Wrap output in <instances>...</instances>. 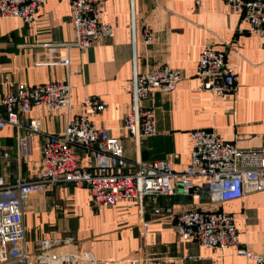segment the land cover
<instances>
[{"label":"crops","instance_id":"obj_1","mask_svg":"<svg viewBox=\"0 0 264 264\" xmlns=\"http://www.w3.org/2000/svg\"><path fill=\"white\" fill-rule=\"evenodd\" d=\"M102 4L101 18L115 26L114 36L98 40L86 51L73 45L70 0H47L32 24L20 18L0 19V97L18 84L70 81L71 118L87 114L95 127L108 129L121 139L130 162L167 161L176 172L190 165L195 130L214 131L241 148L264 145V39L248 32L238 12L223 0H102ZM146 25L155 35L151 45L145 43ZM207 44L226 53L239 77L236 92L222 95L203 89L197 72ZM162 66L181 70L183 79L174 92L155 91L143 101L142 107L155 111L156 134L134 139L123 129L133 107L131 81L136 73ZM88 97L100 98L107 109L98 115L87 113L80 104ZM24 118L27 123L41 122V133L32 135L27 156H18L15 127L0 131L2 151L9 154L0 155V176L10 185L38 176L41 146L48 134L64 132L68 113L38 107ZM76 154L82 167L92 169L82 149ZM180 190L176 188L173 196H149L142 203L122 200L102 208L86 187L30 189L24 198L27 251L37 253L45 239L64 243L72 238L80 253L91 252L99 264H129L139 256L159 258L163 264H255L238 249L264 254V190L227 202ZM187 210L232 215L239 248L213 250L181 238L175 224Z\"/></svg>","mask_w":264,"mask_h":264},{"label":"built area","instance_id":"obj_2","mask_svg":"<svg viewBox=\"0 0 264 264\" xmlns=\"http://www.w3.org/2000/svg\"><path fill=\"white\" fill-rule=\"evenodd\" d=\"M233 12L241 15L248 32L264 39V0H223ZM47 0H0V19L20 18L27 24L37 20ZM70 24L81 51L90 49L103 38H112L115 26L102 20V0H70ZM243 31V30H242ZM145 43L151 45L154 32L144 27ZM1 61V55H0ZM198 77L205 91L226 94L238 87V74L228 62L225 52L205 45L198 65ZM183 79L179 69L159 67L147 74L136 73L131 81L133 107L127 114L123 129L134 139L152 137L155 131V111L142 107L155 91L171 93ZM8 83V78L5 79ZM70 81L51 82L29 87L18 84L0 97V131L7 126L17 130V152L25 157L31 150V137L41 133V122L25 116L33 108H44L50 113L65 110L68 113L65 130L48 134L41 146L42 168L34 180H19L8 184L0 176V264H99L91 253H80L72 238L64 243L45 239L39 242L37 253H28L25 244L24 198L33 188L74 184L86 187L97 207H113L122 200L138 201L152 196H173L176 188L184 194L197 191L208 194L213 202H227L243 198L247 193L264 190V145L259 148H241L225 141L218 133L195 130L191 133L192 154L190 165L176 172L167 161L130 162L125 156L120 138L110 135L106 128L95 127L87 114L70 117L72 105ZM80 106L87 113L98 115L107 105L98 97H88ZM80 148L92 165H80L76 149ZM0 139V155L3 152ZM201 180L196 185L194 180ZM160 213V209L155 210ZM144 227L148 223L143 224ZM177 234L200 247L224 250L240 246L235 218L222 211L187 210L180 213L175 224ZM57 244H62L58 252ZM237 253L264 264V254L239 248ZM129 264H163L159 258L137 257Z\"/></svg>","mask_w":264,"mask_h":264},{"label":"rangeland","instance_id":"obj_3","mask_svg":"<svg viewBox=\"0 0 264 264\" xmlns=\"http://www.w3.org/2000/svg\"><path fill=\"white\" fill-rule=\"evenodd\" d=\"M61 245H62V244H57V245H55V247H54V251H58V250H60V249H61Z\"/></svg>","mask_w":264,"mask_h":264},{"label":"water","instance_id":"obj_4","mask_svg":"<svg viewBox=\"0 0 264 264\" xmlns=\"http://www.w3.org/2000/svg\"><path fill=\"white\" fill-rule=\"evenodd\" d=\"M180 191H182V190H180ZM187 195H188V196L193 195V191H190Z\"/></svg>","mask_w":264,"mask_h":264}]
</instances>
